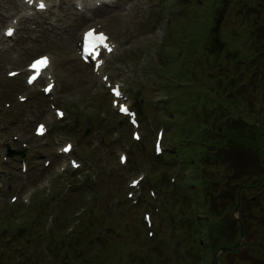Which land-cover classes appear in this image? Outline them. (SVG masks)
<instances>
[{"label":"rangeland","instance_id":"1","mask_svg":"<svg viewBox=\"0 0 264 264\" xmlns=\"http://www.w3.org/2000/svg\"><path fill=\"white\" fill-rule=\"evenodd\" d=\"M45 2L47 9L38 12L33 5L22 6L21 0H0V264H68L75 261L59 259H74V253L92 264H211L215 254L225 264L243 263L248 252L243 239L237 250L208 246L203 255L197 234L202 237L207 231L195 227L189 204L191 212L184 215L185 207L177 202L194 194L201 204L205 193L212 196L220 190L226 202L234 196L235 186L223 184L226 177L214 175L212 193L208 182L203 184L207 167L197 156L196 134L203 124L214 123L217 133L207 134L219 138L226 126L242 128L258 114L264 89V0H114L93 10L95 0ZM10 24L16 34L5 39L2 30ZM88 26L105 30L116 41L119 52L108 58L106 70L115 67L125 76L113 78L131 107L138 105L139 141L131 138L134 128L116 113L106 88L78 59L79 34ZM41 53L52 58L57 89L53 100L39 88L26 87L24 72L6 77L9 69L23 71ZM217 79L229 85H217ZM27 93L28 101L20 104L16 96ZM225 95L232 117L219 106ZM50 103L62 107L65 121L56 120ZM38 121L48 127L41 138L31 133ZM158 128L164 129L162 147L171 150L156 156L152 141ZM17 136L26 144V180L21 179L19 155L7 158L5 153L6 144L20 149L19 140L12 141ZM66 141L73 144V152L60 155ZM119 153L126 154V164L119 163ZM71 157L81 168H70ZM135 178L139 184L131 189L128 183ZM13 195L17 200L10 202ZM248 197L241 206L252 213L255 199ZM169 202L179 207L172 214L173 226L166 210ZM226 202L217 201V215L222 230L229 232L230 215L236 218L237 213L232 212L233 202L220 211ZM100 211L103 215L97 218ZM145 212L151 227L143 221ZM181 217L188 221L179 225ZM255 219L264 220V212ZM93 222L94 229L82 228ZM263 226H254L257 238L264 235ZM76 236H87L92 252H74ZM94 251H99L98 258L88 259Z\"/></svg>","mask_w":264,"mask_h":264},{"label":"trees","instance_id":"2","mask_svg":"<svg viewBox=\"0 0 264 264\" xmlns=\"http://www.w3.org/2000/svg\"><path fill=\"white\" fill-rule=\"evenodd\" d=\"M213 35H216L215 32H213ZM261 45H264V43H261ZM257 53L258 54H254L257 55L258 59H260V57H262V53L260 51H257ZM216 84L222 85L224 87H227L229 85L225 84L221 79H217ZM263 92L264 89L262 91V94ZM235 97L237 100H239L238 95H235ZM219 106H223L230 113L229 115L231 117L235 115L231 114L233 112L231 111V108H229L230 100L226 95L225 99L220 101ZM259 112L260 108L253 122L248 123L246 125L244 124L242 128H232V126H226L224 130L219 132V138L212 137L210 139V136H208L207 134L210 133L212 130L216 132V129L213 127L214 123L212 125L204 126L197 136V141L200 143V145L197 147V156H200L198 158L201 161V165L207 167V171L203 173V184H206L207 182L210 183H207L206 186H209L208 189L210 193H212L213 188L210 187H214V184L217 183L215 176L219 175L220 180L223 177H226L222 180L223 184H225L226 186H235L234 188L236 191L234 193L233 198H231V200L229 198L226 202V196H224V198V192L220 190L217 192L218 194L214 193L212 194V196H210L208 193H205L201 199V204L198 195L197 197L194 195L192 199H189L186 195H182L184 196V198L180 199V206L185 207V210L183 211L184 215L190 213L191 210H194L195 213L193 218V224L196 228H198L200 225V229L202 228L203 231H207L206 233L202 234V237L200 234H197L199 238L196 244H200V246L203 247L201 251L203 255L207 256L205 248H207L208 246L213 249L223 248V250L227 251L228 248L237 243L240 237L242 236L243 241L248 244L247 257L242 258L243 263L238 262L234 264H264V235H262L261 238H257L255 236V232L252 231L255 225H264L263 219H255L259 212H264V140H262V138H264V115L261 114L259 116ZM247 117L248 115H245V118ZM224 119H227V115H224ZM225 140L227 141V143L225 142ZM231 149H233V152L230 151ZM226 150L229 151V155L228 152L226 153ZM246 195L250 196L248 197L249 200L255 199L256 210L252 213L250 209H244L241 206ZM221 199L226 203L222 204V208L220 209V211H223L225 208H228L233 202L234 209L232 210V212L234 211L237 213L236 218H233V216L230 215V220L232 221V224L229 232H226V230L224 229L222 230V217L217 215L219 211L217 209V201L221 202ZM188 204L191 206V210L188 207ZM169 205L173 207L170 202L168 206ZM199 206H201L202 210H199ZM197 210L202 212H197ZM102 213L103 211H100L98 216L96 214V217L100 218L103 215ZM218 218H220V221L218 220ZM183 221H188V218L181 217L180 223L182 224ZM254 221L257 222L254 223ZM89 224L86 223V226H84L83 229L85 230L89 226L92 229L95 228V222ZM263 228L264 226L260 230H262ZM114 234L116 236L119 235L118 233ZM212 236H215V239L213 241H211ZM76 238L78 239H75L74 252L81 251V253L84 254L92 252L94 247L89 244L87 236H76ZM85 238L87 240V243L85 242ZM255 238L258 239L259 243L253 240ZM237 249L239 248H234V250ZM187 250L189 252L191 251L189 247L187 248ZM97 253H99V251H94V254L90 255L88 259H91L92 257L98 258ZM55 256L56 254L53 255V257ZM74 256L76 257L74 259L67 255L62 256L59 261H75L68 262V264H92L89 262H83L78 257L79 255L77 256L76 253H74ZM234 257L236 259V256ZM52 261L55 262L53 259ZM217 261L215 262L212 259L211 264L222 263Z\"/></svg>","mask_w":264,"mask_h":264},{"label":"snow or ice","instance_id":"3","mask_svg":"<svg viewBox=\"0 0 264 264\" xmlns=\"http://www.w3.org/2000/svg\"><path fill=\"white\" fill-rule=\"evenodd\" d=\"M40 7L41 8H45L46 7V4L45 3H41L40 4ZM7 35L8 36H12L13 35V30L12 29H8L7 31ZM107 40V37L103 34V33H100V34H97L95 32V30H89L86 34H85V44H84V49L86 52H88L90 55L93 54L94 50L98 47V46H103L105 47L108 51H111L112 49L108 46V44L105 42ZM96 55H98V53H96ZM48 63H49V59L47 57H43L35 62H33V64L30 66L34 71H35V75L31 76L28 80V83L31 84L33 83L40 71L43 69V68H46L48 66ZM10 75H15V73H10ZM45 91L48 92V91H51V85H49L47 88H45ZM115 95L116 96H120L121 93L120 91H116L115 92ZM121 111H124V112H127L128 109L126 107H121ZM59 115H63V113H59ZM39 133L40 134H43L44 131H45V128L43 125L40 126L39 128ZM139 138V137H137ZM69 149L68 148H65V151H68ZM122 162H123V158H122ZM74 166H78V165H75ZM133 184H138V181H134Z\"/></svg>","mask_w":264,"mask_h":264},{"label":"water","instance_id":"4","mask_svg":"<svg viewBox=\"0 0 264 264\" xmlns=\"http://www.w3.org/2000/svg\"><path fill=\"white\" fill-rule=\"evenodd\" d=\"M263 99H264V97H263ZM264 101V100H263ZM264 103V102H263ZM13 153H15V152H13ZM16 153H19V152H17L16 151ZM242 241V236L240 237V239H239V241L237 242V243H235L233 246H231V247H229L228 249L229 250H232V249H234L236 246H238L239 244H240V242ZM220 250H222V248H220ZM217 261V254H215V262Z\"/></svg>","mask_w":264,"mask_h":264},{"label":"bare ground","instance_id":"5","mask_svg":"<svg viewBox=\"0 0 264 264\" xmlns=\"http://www.w3.org/2000/svg\"><path fill=\"white\" fill-rule=\"evenodd\" d=\"M21 1H22V0H21ZM112 1H113V0H110V2H112ZM112 3H113V2H112ZM23 4H25V3H23V1H22V6H24ZM25 5H26V4H25ZM95 5H96V3H95ZM26 6H27V5H26ZM93 9H96V8H93V7H92V10H93ZM3 29H5V28H3ZM3 31H4V30H3ZM15 34H16V32L13 33V35L11 36V38H13V37L15 36ZM113 52L115 53V47H114V49H113ZM113 52H112V53H113ZM50 66H51V63H50ZM47 73H49V72H46V74H47ZM63 117H64V116H63ZM72 151H73V147H72V149L69 151V154H70ZM126 162H127V160H126ZM126 162H125V163H126Z\"/></svg>","mask_w":264,"mask_h":264}]
</instances>
